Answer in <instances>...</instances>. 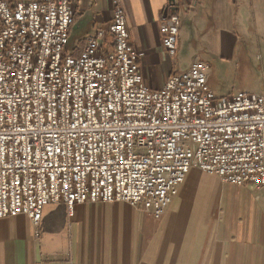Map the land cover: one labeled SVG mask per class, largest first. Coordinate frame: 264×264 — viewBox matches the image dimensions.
I'll list each match as a JSON object with an SVG mask.
<instances>
[{"label":"built area","instance_id":"built-area-1","mask_svg":"<svg viewBox=\"0 0 264 264\" xmlns=\"http://www.w3.org/2000/svg\"><path fill=\"white\" fill-rule=\"evenodd\" d=\"M76 0H0V219L45 208L123 203L161 220L192 171L264 188V94L217 97L196 58L160 89L146 84L117 6L70 48ZM196 9L199 0H187ZM169 2L160 34L177 58L182 19Z\"/></svg>","mask_w":264,"mask_h":264},{"label":"crops","instance_id":"crops-1","mask_svg":"<svg viewBox=\"0 0 264 264\" xmlns=\"http://www.w3.org/2000/svg\"><path fill=\"white\" fill-rule=\"evenodd\" d=\"M177 1L181 30L189 20L203 28L218 58L234 57L243 36L264 44V0H199L196 9ZM168 4L76 0L70 48L80 53L87 35L110 24L121 5L145 82L160 89L181 72L162 45ZM39 233L36 238L25 216L0 219V264H264V188L236 187L192 171L161 220L123 203L80 205L74 218L63 204L49 205Z\"/></svg>","mask_w":264,"mask_h":264},{"label":"rangeland","instance_id":"rangeland-1","mask_svg":"<svg viewBox=\"0 0 264 264\" xmlns=\"http://www.w3.org/2000/svg\"><path fill=\"white\" fill-rule=\"evenodd\" d=\"M206 38L203 28L192 20L186 22L179 37V71L188 70L199 58L210 66V86L217 97L240 91L264 93V44L257 43L252 35L243 36L236 44L234 57L223 59L210 53Z\"/></svg>","mask_w":264,"mask_h":264},{"label":"water","instance_id":"water-1","mask_svg":"<svg viewBox=\"0 0 264 264\" xmlns=\"http://www.w3.org/2000/svg\"><path fill=\"white\" fill-rule=\"evenodd\" d=\"M170 3L175 4L176 0H169ZM168 14V10H165L164 17H166Z\"/></svg>","mask_w":264,"mask_h":264}]
</instances>
